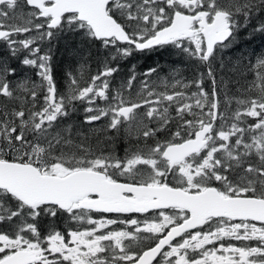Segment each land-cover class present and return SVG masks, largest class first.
<instances>
[{
  "label": "snow or ice",
  "instance_id": "6c2138e0",
  "mask_svg": "<svg viewBox=\"0 0 264 264\" xmlns=\"http://www.w3.org/2000/svg\"><path fill=\"white\" fill-rule=\"evenodd\" d=\"M244 33L264 0H0V264H264V52L222 56ZM167 46L198 74L115 83Z\"/></svg>",
  "mask_w": 264,
  "mask_h": 264
},
{
  "label": "trees",
  "instance_id": "16d2710c",
  "mask_svg": "<svg viewBox=\"0 0 264 264\" xmlns=\"http://www.w3.org/2000/svg\"><path fill=\"white\" fill-rule=\"evenodd\" d=\"M45 47V45L43 46ZM258 55L260 52H264V38L257 37L255 39H249L248 34L244 33L239 38V43L230 49L225 50L222 53L225 62L232 64L238 63V58L242 55L246 60L253 59V52ZM3 48H0V52H4ZM53 71L56 78L58 87L61 91H64L67 85V79L65 73L70 70V66L74 63V58L70 51L66 48V42L61 41L53 46ZM18 64V61L16 62ZM135 67L137 72L141 74L155 67L160 73L161 78H168L172 76L174 72H179L182 79L189 81L193 78L194 74H198L199 68L195 61L187 57L186 54L181 53L178 49L167 46L159 48L152 52L137 53L134 57L128 61H120L119 67L120 72L117 74L115 83L119 84L122 78H124L131 67ZM19 71L25 74H31L29 70L19 67ZM34 71V70H32ZM97 66L95 63L92 64L91 68L87 72L95 73ZM223 71V70H221ZM84 113L80 107L73 114L71 123L77 126L82 124V118ZM86 127V126H85ZM89 143L95 145V147L103 148V143L95 144V141L90 139ZM127 146V140L121 139L119 136L116 137L114 144H109L108 148L114 149L118 154H123V150Z\"/></svg>",
  "mask_w": 264,
  "mask_h": 264
},
{
  "label": "rangeland",
  "instance_id": "374dc122",
  "mask_svg": "<svg viewBox=\"0 0 264 264\" xmlns=\"http://www.w3.org/2000/svg\"><path fill=\"white\" fill-rule=\"evenodd\" d=\"M45 47H46V45H45Z\"/></svg>",
  "mask_w": 264,
  "mask_h": 264
}]
</instances>
